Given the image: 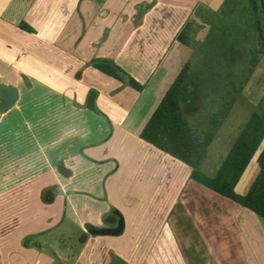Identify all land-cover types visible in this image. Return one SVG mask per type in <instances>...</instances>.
<instances>
[{
	"label": "crops",
	"instance_id": "crops-1",
	"mask_svg": "<svg viewBox=\"0 0 264 264\" xmlns=\"http://www.w3.org/2000/svg\"><path fill=\"white\" fill-rule=\"evenodd\" d=\"M223 1L0 0V85L17 90L16 101L0 112V264H44L37 251L46 250L42 247L51 240L39 237L49 236L66 219L81 230L79 260L103 264V256L91 252L100 241L98 234H90L86 226L113 227L115 221L107 219L116 209L123 216L124 229L107 240L117 241L112 248L120 253L117 264L131 263L133 256L127 253L133 248L122 242H135L128 237L133 236L137 222L130 213L127 219L120 206L103 203L104 197L110 198L108 189L124 160L114 140L125 133L140 140L139 146L155 162L153 184L170 182L172 190L160 207L166 211L168 227L162 229L164 235L155 236V257L142 259L141 264H199L186 256L194 246L205 250L204 264H264V228L258 219L245 212L239 220L243 212L239 210L232 229L218 225L208 198H195L199 185L194 184L188 194L173 184L176 179H166L167 164L179 170L188 166L189 172L183 175L187 179L188 175L192 179V168L140 137L154 109L193 57V49L177 40L178 33L198 6L218 10ZM207 29L200 30H205L200 40ZM93 58L113 60L142 88L136 90L94 68ZM90 90L97 91L94 104L99 112L86 104ZM263 139L250 161H257ZM246 168L234 187L239 194L247 193L252 184L245 182ZM89 180L94 181L91 194L82 190ZM184 223L190 236L186 242L179 232ZM206 224L215 231V239L191 238L197 226L206 228ZM67 253L75 254L70 248Z\"/></svg>",
	"mask_w": 264,
	"mask_h": 264
},
{
	"label": "trees",
	"instance_id": "trees-1",
	"mask_svg": "<svg viewBox=\"0 0 264 264\" xmlns=\"http://www.w3.org/2000/svg\"><path fill=\"white\" fill-rule=\"evenodd\" d=\"M206 26V36L197 39ZM177 40L193 49V57L154 109L140 137L189 165L193 180L264 219V148L257 159L259 172L247 193L234 189L264 136V95L217 171L208 175L199 168L218 128L264 55V0H224L218 10L200 5ZM90 64L123 84L142 88L111 59L93 58ZM190 92L198 95V105H192ZM96 96L97 91L90 90L86 104L99 112L94 104Z\"/></svg>",
	"mask_w": 264,
	"mask_h": 264
},
{
	"label": "rangeland",
	"instance_id": "rangeland-1",
	"mask_svg": "<svg viewBox=\"0 0 264 264\" xmlns=\"http://www.w3.org/2000/svg\"><path fill=\"white\" fill-rule=\"evenodd\" d=\"M199 32L200 34H197V39H200L198 37H203L205 30L204 33L201 31ZM124 36L125 33L120 36V39ZM242 95L243 96L240 97L231 107L230 113L228 114L227 118L218 131L219 133H217V136L212 140L210 146L206 151V158L204 157L199 164V168L208 175H213L218 169L221 162L228 154L232 143L237 138L240 130L243 128L251 110H253V108L257 106L258 102L264 95V55L261 57L257 68L247 82ZM197 96L198 95L196 93L191 92L188 95V97H190V100H192V105L194 106L198 105V100L196 99ZM191 118L194 119L193 116ZM200 120L198 119V121ZM140 143L141 141L137 140V138L133 137V135H131L130 133H125L120 138L117 137L114 140V145L115 147H117V150L116 148L115 150L120 155H122L123 152L124 160L122 164L120 163L121 173L116 177L117 179H115V181L113 182L112 187H109L108 189V191L110 192V198H103V203L105 206L110 207L111 203L114 204L112 206H120V208L125 210L124 213L126 212L127 219L129 218L130 213L131 218L137 222V225L134 229L135 231L132 233L133 236L128 237L132 240H135V242L129 243V240L126 241V239H124L122 242L123 245H129L130 248H133L127 253V257L133 256L132 259H129L131 262L129 264H141L142 259H147L149 257L151 258L152 256L155 257L154 248L155 246L157 247V245L154 244L155 236L157 238V235H160L162 233V229L166 226L168 227V223H164V216H166L167 214L166 211L161 210V208H163L162 201L168 198L172 191L168 185L170 182H163L162 186H158V184L156 183L155 185L153 184V181L155 179H152L154 176V174L152 173V166L155 165V162H152L149 153H146L148 152L147 149L139 146ZM119 147L122 148V151L119 150ZM260 147L261 149L258 150L257 156L264 148V141L261 142ZM142 152L145 153L142 154ZM162 155V157H165L168 160H172L171 158H169L171 156L164 153H162ZM144 156L146 157V161H144ZM206 159H210L208 160V163H205ZM172 161L175 162V160ZM116 164L117 161H115V165ZM172 165L173 164L166 165V179L169 180L170 176L176 179L173 180V184H178L179 189L181 191L183 189L186 190L188 194L190 189L194 188V184L199 185V187L197 186V188H199V195L197 194V197L195 198L200 199L201 195H204L208 198L211 206L215 208L214 212L212 209L210 210L211 215H213L214 217H218V220L220 221V223L217 222L218 225H220L221 227L225 226V228L232 229L234 227V225H232V221L234 218L239 219L238 211L241 210L243 212L239 214V220H242L243 214L247 212L254 215L258 219L261 227L264 228V219L256 216L251 211L239 206L237 203H234L216 194L210 189L203 187L194 181L192 182V179H189V175L188 179L185 178L183 175H185V171H187V173L189 172L190 168L188 166L183 165L184 170L183 168L179 170V168ZM258 172L259 170L257 161L255 158H253L246 168L244 174L245 182H249L251 184L255 176H257ZM160 173L162 174L163 171L161 170ZM93 183V180H89L88 184L84 185L85 188H82V190L91 194L90 192L94 191L93 188H91ZM84 199L87 198L84 197ZM197 205L201 207L200 202H197ZM114 209L116 208H113V210ZM108 211L109 210H106V212ZM185 223L179 230L180 235H183L182 240L184 242H186V237H190ZM104 225L108 224L102 223L100 226ZM205 226L206 228L202 227V225L197 226L196 230H194V234H191V238H197L201 236V238L208 237L211 240L215 239L217 236L215 235V231L209 225L206 224ZM127 230L129 231V226H127ZM80 234L81 230L77 226L73 227V225L66 219L64 225H62L58 229L51 230V234L49 236L39 237L41 241L47 242L48 239L51 241L49 242L50 245H45L42 247L46 250H40L37 251V253L42 254L41 257L44 264H85V261H80L78 256V250L80 249L81 244L79 243V241H77V237ZM162 234L164 235V233ZM115 236L116 235L96 236L98 237L97 241H100H98V243H95L91 252L92 254H95V256L98 255L101 258L103 256V264H107L111 261H113V264L118 263L116 258H119L118 256H120V253L112 249L116 248V245L113 243L117 241H113V243H111L110 241L108 243L107 240ZM159 244H161V240L159 241ZM199 247H202V245H199ZM68 248H70L75 254L67 253ZM94 249L96 252L94 251ZM187 252L188 254L186 256L189 257L193 262L204 264V262L202 261L206 257V252L203 248L202 251H199V249L195 248L194 246L193 248L191 247V249H188ZM57 256H60V260ZM63 256L64 258H62ZM101 258H99V260H101ZM214 262H216V260H214ZM179 263H183V260Z\"/></svg>",
	"mask_w": 264,
	"mask_h": 264
},
{
	"label": "water",
	"instance_id": "water-1",
	"mask_svg": "<svg viewBox=\"0 0 264 264\" xmlns=\"http://www.w3.org/2000/svg\"><path fill=\"white\" fill-rule=\"evenodd\" d=\"M17 98V90L12 87L0 85V112H3L8 107H10ZM116 219V225L113 227L106 228H95L91 225L86 226L87 232L90 234L98 235H117L121 233L124 229V219L119 211L114 210L111 217L107 221H113Z\"/></svg>",
	"mask_w": 264,
	"mask_h": 264
},
{
	"label": "flooded vegetation",
	"instance_id": "flooded-vegetation-1",
	"mask_svg": "<svg viewBox=\"0 0 264 264\" xmlns=\"http://www.w3.org/2000/svg\"><path fill=\"white\" fill-rule=\"evenodd\" d=\"M114 221H115V225H116V221H117V220H116V219H114V220H113V222H114ZM115 225H114V226H115Z\"/></svg>",
	"mask_w": 264,
	"mask_h": 264
}]
</instances>
